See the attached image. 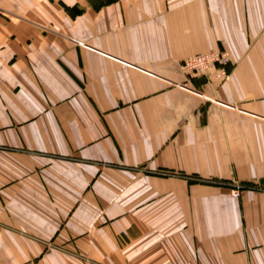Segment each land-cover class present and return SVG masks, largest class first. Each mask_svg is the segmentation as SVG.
<instances>
[{
  "label": "crops",
  "instance_id": "1",
  "mask_svg": "<svg viewBox=\"0 0 264 264\" xmlns=\"http://www.w3.org/2000/svg\"><path fill=\"white\" fill-rule=\"evenodd\" d=\"M0 264H264V0H0Z\"/></svg>",
  "mask_w": 264,
  "mask_h": 264
},
{
  "label": "built area",
  "instance_id": "2",
  "mask_svg": "<svg viewBox=\"0 0 264 264\" xmlns=\"http://www.w3.org/2000/svg\"><path fill=\"white\" fill-rule=\"evenodd\" d=\"M231 62L232 58L228 50L211 49L183 60L182 70L189 79L204 75L218 80H228ZM232 194L239 196V191L234 190Z\"/></svg>",
  "mask_w": 264,
  "mask_h": 264
},
{
  "label": "rangeland",
  "instance_id": "3",
  "mask_svg": "<svg viewBox=\"0 0 264 264\" xmlns=\"http://www.w3.org/2000/svg\"><path fill=\"white\" fill-rule=\"evenodd\" d=\"M183 62V61H182ZM182 62H181V70H182ZM183 71V70H182ZM229 72H230V69H229ZM184 73V72H183ZM185 75V74H184ZM230 75H231V73H230ZM185 78H186V80H185V82H189V81H192V80H194L195 78H192V79H189L186 75H185Z\"/></svg>",
  "mask_w": 264,
  "mask_h": 264
}]
</instances>
